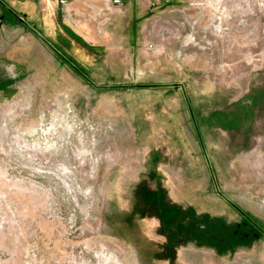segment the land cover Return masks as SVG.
<instances>
[{
  "label": "rangeland",
  "instance_id": "1",
  "mask_svg": "<svg viewBox=\"0 0 264 264\" xmlns=\"http://www.w3.org/2000/svg\"><path fill=\"white\" fill-rule=\"evenodd\" d=\"M141 5L130 74L0 90V264H264V0Z\"/></svg>",
  "mask_w": 264,
  "mask_h": 264
},
{
  "label": "crops",
  "instance_id": "2",
  "mask_svg": "<svg viewBox=\"0 0 264 264\" xmlns=\"http://www.w3.org/2000/svg\"><path fill=\"white\" fill-rule=\"evenodd\" d=\"M147 14L141 0H0V90H16L36 71L57 79L63 60L115 71L142 65L140 25ZM158 161L164 186L174 188L175 175L162 165L166 157Z\"/></svg>",
  "mask_w": 264,
  "mask_h": 264
},
{
  "label": "flooded vegetation",
  "instance_id": "3",
  "mask_svg": "<svg viewBox=\"0 0 264 264\" xmlns=\"http://www.w3.org/2000/svg\"><path fill=\"white\" fill-rule=\"evenodd\" d=\"M245 234H246V238H248L251 235V233H249V231L247 229H246V233Z\"/></svg>",
  "mask_w": 264,
  "mask_h": 264
},
{
  "label": "bare ground",
  "instance_id": "4",
  "mask_svg": "<svg viewBox=\"0 0 264 264\" xmlns=\"http://www.w3.org/2000/svg\"><path fill=\"white\" fill-rule=\"evenodd\" d=\"M154 24V23H153ZM155 25V24H154ZM154 27V26H153ZM178 38V37H177ZM185 40V39H184ZM193 40V39H192ZM183 41V40H182ZM197 41V40H196ZM189 42V41H188ZM184 43V42H183Z\"/></svg>",
  "mask_w": 264,
  "mask_h": 264
}]
</instances>
